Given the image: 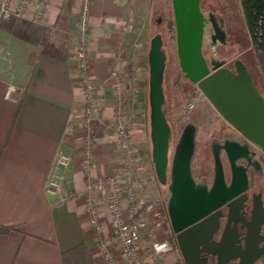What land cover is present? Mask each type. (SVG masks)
<instances>
[{"label": "crops", "instance_id": "0c3cea01", "mask_svg": "<svg viewBox=\"0 0 264 264\" xmlns=\"http://www.w3.org/2000/svg\"><path fill=\"white\" fill-rule=\"evenodd\" d=\"M16 2L14 0V4ZM82 3L83 0H52L46 7L42 24L31 19L34 4L27 17L16 18L48 28L50 42L65 47L72 54L67 60L40 54L35 70L29 59L40 47L0 27V35L7 42L0 45L11 50L14 59L11 65L0 61V223L19 228L0 235V264H63V253L81 245L86 246L95 264H109L99 251L95 231L85 211V187L89 179L104 178L122 169L124 151L113 129L119 108L128 121L130 141L138 149V168L143 172L144 163L150 161L149 156L153 157L148 105L150 41L138 31L136 8L139 2L91 0L88 65L98 85L96 96L100 109L94 121L99 123L102 134L94 137L91 132L94 163L90 172L86 171V97L75 55ZM114 70H117L116 74ZM9 83L23 89L17 101L6 98ZM181 144L182 134L174 138L173 157ZM61 149L71 155L66 172V194L75 195L65 201L46 192L47 180ZM240 158L241 155L235 159ZM203 165L191 166L194 175L210 180L205 172L215 170V179L217 167L212 166V170ZM218 168L223 170L225 183L219 181L217 189L234 188V199L248 195L243 164L236 168L223 167L220 163ZM207 191L204 192L207 198L215 193L212 189ZM95 197L104 236L110 238L113 228L107 210V194L95 193ZM236 205L237 213H233L228 222L232 244L225 249L220 217L219 228L207 234L204 245L192 250V264H256L261 248L258 237L264 219L257 223L255 205L248 196ZM210 223H204L202 233H208L206 226ZM170 228L173 226H158L155 230L157 239L171 238ZM254 231H257L255 239L251 238ZM183 236L192 244L198 233L189 238L186 234ZM177 246L181 257L174 251L166 256V263L188 264L179 243ZM139 248L143 255L140 264H152L145 258L150 250L145 234ZM111 251L117 264H129L118 247H111Z\"/></svg>", "mask_w": 264, "mask_h": 264}, {"label": "water", "instance_id": "95a60500", "mask_svg": "<svg viewBox=\"0 0 264 264\" xmlns=\"http://www.w3.org/2000/svg\"><path fill=\"white\" fill-rule=\"evenodd\" d=\"M174 14L178 55L185 76L191 82L197 84L198 88L226 121L264 151V97L255 85L251 74L240 61L238 62L237 73L230 71L226 67H215L217 69L213 72L210 70L202 53L205 24L200 11V0H175ZM162 44L161 37H155L149 52V100L151 105L153 161L158 178L162 183L167 181L168 173L171 169L169 217L174 230L176 232L181 231L177 236L178 243L186 258V262L192 264V250L195 248L199 249V246L204 245V238L207 234L209 232L211 234L219 228L221 215L220 210L210 213L212 210L219 208V206H216L207 214L201 215L202 218L204 217L201 221H197L199 220L197 218L199 215L187 218V212L192 209L190 206H192L193 202L187 194L194 188H198L191 171V160L195 150L194 136L191 132H187L182 136V144L176 149L170 165V126L163 110L165 99L163 72L165 62ZM234 162L233 165L236 166ZM219 166L220 162L217 164L212 193L216 192L219 181L225 183L223 170L222 168L220 170ZM243 173V180L246 186L249 187L247 172L244 168ZM204 197L206 200L200 199V201H206L209 205L213 204L211 201L212 196L207 198L204 195ZM246 197L247 195H243L238 199L233 197L229 199L230 218L233 213H237L238 206L236 203L242 202ZM254 207V211L257 213V223L260 224L264 219V207L261 200L255 201ZM185 218H187V225L197 222L182 233V219ZM206 222H211L209 226H206L209 228L207 230L208 233H202L203 225ZM197 233L198 238L192 244L187 243L186 239H184V234L189 238L191 234L196 235ZM256 233L257 231H254L251 238L255 239ZM225 236L226 234L223 235V240L226 249L232 242L229 246H226Z\"/></svg>", "mask_w": 264, "mask_h": 264}, {"label": "built area", "instance_id": "2783aa9c", "mask_svg": "<svg viewBox=\"0 0 264 264\" xmlns=\"http://www.w3.org/2000/svg\"><path fill=\"white\" fill-rule=\"evenodd\" d=\"M52 0H0V21H8L12 18L27 17L33 6L31 19L36 24H42L45 10ZM91 0H83L80 9V24L78 44L75 55L78 59V70L81 78V86L86 97L85 120L86 148L84 166L90 172L94 163V139L91 136V126L99 113V101L96 96L98 85L90 74L88 65V33L89 10ZM139 47L140 44L138 43ZM4 60L8 65L13 63L11 50L0 45V61ZM117 70H114L116 74ZM23 92L22 87L15 83H9L6 89V98L17 101ZM203 92L197 94L189 105V110H194L202 101ZM113 129L119 137L120 148L124 151V160L120 172L98 179H89L85 193L87 195L85 211L89 222L95 231L98 240V248L109 264H117L111 247L120 249L129 264H140L143 259L139 244L145 234L149 245V255L145 258L152 264H167L166 256L175 251L174 245L169 239H157L156 228L162 225L166 219L164 212L157 203H150L142 196L144 180L139 166L138 149L130 141V127L121 108L118 109L113 123ZM71 164V155L61 149L55 160L50 177L46 183V192L49 196L56 197L60 201L74 198V194H66V172ZM122 179L123 182H122ZM95 193L107 194V210L111 220L113 234L110 238L104 236V225L101 220ZM167 216V215H166ZM169 218V216H167Z\"/></svg>", "mask_w": 264, "mask_h": 264}, {"label": "rangeland", "instance_id": "374dc122", "mask_svg": "<svg viewBox=\"0 0 264 264\" xmlns=\"http://www.w3.org/2000/svg\"><path fill=\"white\" fill-rule=\"evenodd\" d=\"M133 1L139 2V6L136 8L139 33L145 36V38H149L150 45L158 33L163 37V56L165 62V99L163 110L171 131V152H173L174 138L182 134L185 126L192 124L193 129L197 133L190 131L194 136V143L196 142L191 166L207 164L208 169H212L214 164H218L219 158L213 159L212 147L210 145L215 141L213 140L215 134L219 132L222 125H225V120L217 111L213 110L211 103L204 93L202 95V101L197 107L194 110L188 109L189 103L202 91L197 89L198 86L193 84L185 76L180 58L178 57L177 39H175L174 45L170 44L168 28L170 19L175 23L173 28L177 37L174 14L175 0ZM200 11L205 24L202 53L210 70L215 69V66L220 68L227 62H236V66H238V62L240 61L252 71V76L255 80L254 83H256L255 85L258 86L260 93L264 97V77L257 65V61L254 60V52L243 19L240 0H200ZM3 43L6 44L7 42L0 35V44ZM150 45L149 48L151 47ZM232 144L234 147L241 146L238 142ZM224 146L223 148H225ZM149 158L150 161L144 163V171L142 172L141 170L144 180L142 196L150 203H157L162 208L164 218L166 219L162 225L170 226V218L167 216H169V198L171 191L169 190V185H171V179L166 184L159 181L153 157L151 158L149 156ZM172 159L173 157L170 160V165ZM234 164L239 168L241 163L235 160ZM191 171L194 178L195 175L192 167ZM211 172V174L214 173L213 171ZM206 173L210 176V171ZM254 174V172L253 174L247 172L249 183H253ZM196 184L198 186L197 182ZM258 189L259 186L256 187V190ZM225 234V243L226 246H229L232 241L227 229L224 230L223 235ZM167 239L172 240L171 238Z\"/></svg>", "mask_w": 264, "mask_h": 264}, {"label": "flooded vegetation", "instance_id": "af4514ba", "mask_svg": "<svg viewBox=\"0 0 264 264\" xmlns=\"http://www.w3.org/2000/svg\"><path fill=\"white\" fill-rule=\"evenodd\" d=\"M179 57V55H178ZM221 67H226L230 71L237 73L238 68L235 63H225ZM219 68V67H218ZM217 69V68H215ZM215 69H212L211 71L213 72ZM193 83V82H192ZM195 84V83H193ZM197 85V84H195ZM197 89H199L197 87ZM200 90V89H199ZM210 102V101H209ZM211 103V102H210ZM212 105V103H211ZM213 110L217 111L216 108L212 105ZM218 112V111H217ZM219 113V112H218ZM220 114V113H219ZM222 117V115H220ZM223 118V117H222ZM224 119V118H223ZM225 120V119H224ZM202 123V122H201ZM192 129V130H191ZM190 131H194L192 124H188L185 126L182 130V136ZM197 133V132H196ZM215 141L213 144L210 146L212 147V152H213V159H216L217 157L219 158V162L222 164L223 167L226 165L233 167V161H235L236 157L242 156V158L238 159L237 161L243 164L246 167V170L248 173L254 174V181L253 183L250 182L247 193H248V200H250L254 205L255 201L261 200L263 207H264V151L257 146L256 144L252 143L250 140H248L246 137H244L242 134H240L228 121L225 120V125L221 126V129L219 130L218 133L215 134V137L213 138ZM234 140L235 142H238L239 145L238 147L232 146ZM170 142H171V131H170ZM226 144V145H225ZM225 145V146H224ZM223 146L225 148H223ZM171 147V146H170ZM173 157V153L170 151V160ZM204 167H207V164L203 165ZM217 165L214 164V168H216ZM237 168V166H236ZM170 169V168H169ZM206 170V168H205ZM171 172V170H170ZM168 173L167 181L164 183H169V180L171 179V173ZM215 175V170L214 173ZM210 176L205 172V176L209 177L210 180L203 178L202 176H194L196 182L198 183V188L203 191H199L194 188V190H191L187 196L193 200L192 202V209H190L189 212H187V218H190L194 215H201L207 214L211 209L215 208L216 206H219V208L212 210L210 213H215L216 211L220 210V215H221V234L224 233V230L227 229L228 231V221L230 219V207H229V199L232 197L234 194V188L230 189L229 187H220L217 189V191L213 194L212 196V203L209 205L206 203V201H200L206 200L204 197V192L205 190H210L214 186V175ZM160 181V180H159ZM171 181V180H170ZM170 186V185H169ZM203 186V187H201ZM259 186V189L256 190V187ZM170 190V187H169ZM239 190V188L237 189ZM236 191V190H235ZM208 192V191H207ZM245 193V192H244ZM242 195V194H240ZM192 196V197H191ZM170 197H171V191H170ZM170 199V198H169ZM208 205V206H207ZM246 210L244 213L246 214ZM209 213V214H210ZM201 219L197 221H201ZM196 221V222H197ZM195 222V223H196ZM193 223V224H195ZM188 222L186 219H182V233L186 230H188L192 225H187ZM170 237H171V242L174 245L175 251L179 254L181 257L180 251L178 249V239L177 236L181 232H176L174 228H170ZM229 232V231H228ZM258 240L261 244L260 248V257L256 264H264V224L261 230V234L258 237Z\"/></svg>", "mask_w": 264, "mask_h": 264}, {"label": "trees", "instance_id": "16d2710c", "mask_svg": "<svg viewBox=\"0 0 264 264\" xmlns=\"http://www.w3.org/2000/svg\"><path fill=\"white\" fill-rule=\"evenodd\" d=\"M240 5L242 9L243 19L250 36L251 46L254 52V58H255L254 60L257 61V65L264 77V0H240ZM174 26H175L174 21L173 20L171 21L170 19V21L168 22V28L170 33L169 38L171 45H174L176 39L175 30L173 28ZM0 27L9 30L14 36L20 37L40 47V50L34 51L29 59L30 64L34 65V70L36 67L37 57L40 54L55 56V58L62 60H67L72 56L71 52L65 47H58L50 42V38H49L50 33L48 28L46 27L34 25L33 23L25 20H17L15 17L8 21L5 20L0 21ZM155 37H161L163 43L162 51L164 52L163 49L164 42L162 35L158 33ZM246 68L252 76V71L248 67ZM149 75H150V67H149ZM164 77H165V73L163 72V88H164ZM21 104L22 101L20 102L19 106H21ZM148 105L150 111L149 117L151 122L150 100H148ZM91 132L94 137H98L102 134L101 130L99 129V123L97 121L93 120ZM151 135H152V125H151ZM18 229L19 228L15 225H4L0 223V235L8 234ZM63 264H95V262L92 256L90 255L89 251L87 250L86 246L81 245L79 247H76L70 251L63 253Z\"/></svg>", "mask_w": 264, "mask_h": 264}]
</instances>
